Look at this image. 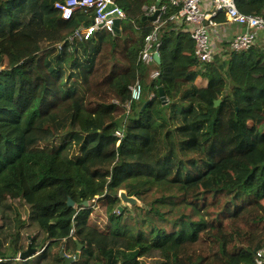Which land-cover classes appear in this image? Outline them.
<instances>
[{"label": "trees", "instance_id": "1", "mask_svg": "<svg viewBox=\"0 0 264 264\" xmlns=\"http://www.w3.org/2000/svg\"><path fill=\"white\" fill-rule=\"evenodd\" d=\"M61 1L0 0V264H264V41L199 63L170 18L141 65L158 0H113L120 26L74 40L95 10Z\"/></svg>", "mask_w": 264, "mask_h": 264}, {"label": "built area", "instance_id": "2", "mask_svg": "<svg viewBox=\"0 0 264 264\" xmlns=\"http://www.w3.org/2000/svg\"><path fill=\"white\" fill-rule=\"evenodd\" d=\"M211 3V9H205V3ZM114 4L113 8H109ZM169 6L176 9L170 17L166 16ZM56 8L62 12L64 19H70L79 10L94 9L95 15L89 25L81 26L69 37L89 39L95 32L107 30L114 32L116 29L115 21L120 19L122 22L127 18L125 11L115 4L113 0H65L56 3ZM159 10L158 17L153 21L151 31L146 35L144 46L139 53L137 63L147 64L155 60L156 52H159L161 41L159 30L165 26L169 19L176 21L178 28H183L190 32L195 41V58L199 63L211 62L216 51L213 41V28L221 24L215 17L222 13L230 23L242 25L244 30L233 35L228 40V47L235 51H244L256 46L264 41V17L260 15L247 14L239 10L237 0H165V4L154 5L148 9V15H153ZM226 40V39H225ZM160 74L156 71L153 76ZM131 97L125 105L127 115L130 113L134 102L141 100L143 96V84L140 74L136 82L131 86ZM122 129H119L121 135ZM259 257H264V250L258 252ZM261 263V259L258 260Z\"/></svg>", "mask_w": 264, "mask_h": 264}, {"label": "crops", "instance_id": "3", "mask_svg": "<svg viewBox=\"0 0 264 264\" xmlns=\"http://www.w3.org/2000/svg\"><path fill=\"white\" fill-rule=\"evenodd\" d=\"M205 9L207 10L211 9L210 2L205 3ZM220 22L221 24L213 28L212 31L213 41L218 49V52L224 48L221 45L223 44L222 42L225 39L228 41L233 35L240 33L244 30V27L242 25L236 23H230L226 20V18L224 21H220Z\"/></svg>", "mask_w": 264, "mask_h": 264}, {"label": "water", "instance_id": "4", "mask_svg": "<svg viewBox=\"0 0 264 264\" xmlns=\"http://www.w3.org/2000/svg\"><path fill=\"white\" fill-rule=\"evenodd\" d=\"M162 1H163V0H158L157 4L160 5ZM113 7H114V4H110L109 8H113ZM158 14H159V10H157V11H156V12L150 17V19H151L152 21H155V20L157 19V17H158ZM144 18H146V17H144ZM120 24H121L120 19H116V21H115V25H116L117 28L120 26ZM155 58H156V60H157L158 62H161V55H160L159 52H156V54H155ZM160 91H161V98H162V99H165V94H164L163 89L161 88ZM218 102H219V101H218ZM120 197H121L122 201H124V202L130 203V204H136V203H138L137 199H136L135 197L129 196V195L127 194L126 191H121V193H120ZM73 204H74L73 201H70V205H73ZM85 204H88V202H85ZM81 248H82V246L79 245V250H81ZM29 254H31V253H28V252H27V253L25 254V256H29ZM61 254H63V252H61ZM77 258H78V255H75V256H66V262H65V264H71V263H73Z\"/></svg>", "mask_w": 264, "mask_h": 264}, {"label": "rangeland", "instance_id": "5", "mask_svg": "<svg viewBox=\"0 0 264 264\" xmlns=\"http://www.w3.org/2000/svg\"><path fill=\"white\" fill-rule=\"evenodd\" d=\"M223 49H225V51H227L226 49H229L227 46H225ZM218 49L216 48V51H217ZM203 80L204 79H202V77L201 76H198L197 77V80H196V83L198 84V85H201L202 83H203ZM124 172H125V169L124 168H120L118 171H117V174H116V181H117V179H119L120 177H122V176H124ZM237 244H239V243H245V241H244V238H240L239 239V241L238 242H236ZM236 243H235V246H233L232 248L234 249L235 247H236Z\"/></svg>", "mask_w": 264, "mask_h": 264}, {"label": "clouds", "instance_id": "6", "mask_svg": "<svg viewBox=\"0 0 264 264\" xmlns=\"http://www.w3.org/2000/svg\"><path fill=\"white\" fill-rule=\"evenodd\" d=\"M159 53H160V52H159ZM155 59H156V58H155ZM120 193H121V192H120ZM120 193H119V194H120Z\"/></svg>", "mask_w": 264, "mask_h": 264}]
</instances>
